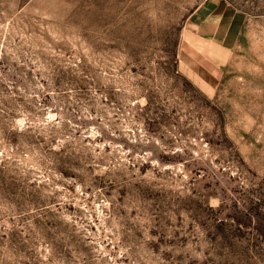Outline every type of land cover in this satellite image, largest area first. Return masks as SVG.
Returning a JSON list of instances; mask_svg holds the SVG:
<instances>
[{"label":"rangeland","instance_id":"1","mask_svg":"<svg viewBox=\"0 0 264 264\" xmlns=\"http://www.w3.org/2000/svg\"><path fill=\"white\" fill-rule=\"evenodd\" d=\"M264 0H0V264H264Z\"/></svg>","mask_w":264,"mask_h":264},{"label":"trees","instance_id":"2","mask_svg":"<svg viewBox=\"0 0 264 264\" xmlns=\"http://www.w3.org/2000/svg\"><path fill=\"white\" fill-rule=\"evenodd\" d=\"M258 231L260 232V235L264 238V229L263 228H259Z\"/></svg>","mask_w":264,"mask_h":264}]
</instances>
